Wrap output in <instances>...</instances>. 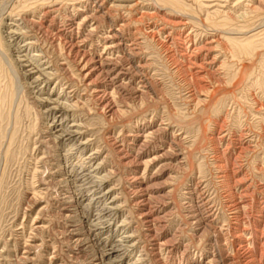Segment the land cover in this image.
Returning a JSON list of instances; mask_svg holds the SVG:
<instances>
[{"label": "rangeland", "instance_id": "374dc122", "mask_svg": "<svg viewBox=\"0 0 264 264\" xmlns=\"http://www.w3.org/2000/svg\"><path fill=\"white\" fill-rule=\"evenodd\" d=\"M59 1L0 0V264H258L264 0Z\"/></svg>", "mask_w": 264, "mask_h": 264}, {"label": "bare ground", "instance_id": "6f19581e", "mask_svg": "<svg viewBox=\"0 0 264 264\" xmlns=\"http://www.w3.org/2000/svg\"><path fill=\"white\" fill-rule=\"evenodd\" d=\"M40 2V8H41V11H45V9H46V11H47V9L51 6H53L54 4L53 3H55V2H58L59 0H39ZM61 1V0H60ZM59 1V2H60ZM63 1V0H62ZM78 0H69V3H74L75 4V2H77ZM194 1V0H193ZM195 1H200V0H195ZM218 1H220V0H210V2H209V0H207V2H200L201 3V7L202 8H204L207 12H208V16L204 19L205 21H208L209 19H210V16L211 15H216V14H218L220 11L218 10L219 9V5H218ZM225 1V0H224ZM244 1H251V0H244ZM137 2V1H136ZM156 2H157V4L160 6V7H166V8H169L170 9V11L171 10H174V9H176V7L178 8V7H181L182 8V6H187L185 3H184V1L183 0H156ZM213 2H215L214 4H212ZM239 2V1H238ZM237 2V3H238ZM63 3V2H62ZM93 3H95V2H93ZM138 3V2H137ZM149 3V2H148ZM147 3V4H148ZM169 3H171L172 5H174L175 6V8L173 9L172 7H170L171 5L169 4ZM245 3V2H244ZM53 4V5H52ZM61 4V3H60ZM73 4V6H75ZM139 4V3H138ZM144 4V3H143ZM141 5V4H140ZM170 5V6H169ZM252 5V4H251ZM251 5H249L250 7L249 8H247V9H245L244 11H241L240 13H238L237 15H236V19L238 20V22H241V23H243L244 24V27H246V28H248L246 31H243V32H241L242 34H241V38H239L241 41H243V40H248L250 43H252L253 42V40H255V39H257L258 37H259V35H261V33L264 31V28H259V26H257V25H254L253 23H250L251 22V20H252V18H254L255 16H258V12H257V7L256 6H251ZM110 6V5H109ZM134 6H136V5H134ZM149 6V5H148ZM80 7V6H79ZM222 7V6H221ZM53 8V7H52ZM85 8V7H84ZM96 8H98V7H96ZM126 8V7H125ZM153 8V7H152ZM157 8V7H156ZM42 9H44V10H42ZM79 9V8H78ZM77 9V10H78ZM93 9V8H92ZM100 9V8H99ZM124 9V8H123ZM132 9V8H131ZM135 9V8H134ZM180 9V8H179ZM129 10V9H128ZM182 10V9H181ZM180 10V11H181ZM34 11V10H33ZM60 11V10H59ZM78 11H81V10H78ZM87 11V10H86ZM93 11H99V10H93ZM127 11V10H126ZM156 11V10H155ZM176 11H177V9H176ZM84 12V11H83ZM128 12H130V10L128 11ZM105 13V12H104ZM159 11L157 12V15H156V17H158V15H159ZM39 14V13H38ZM148 14V13H147ZM146 14V15H147ZM154 13H152V15H153ZM91 15V14H90ZM109 15V14H108ZM132 15V14H131ZM150 14H148L147 16H149ZM151 15V16H152ZM92 16H94V14L92 15ZM105 16V15H104ZM155 16V15H154ZM85 17H86V15H83V18L80 20V21H83V19H85ZM89 17V16H88ZM132 17V16H131ZM142 17H143V13H142ZM87 18V17H86ZM90 18V17H89ZM93 17H91V19H92ZM134 18V17H133ZM139 18V17H138ZM197 18V17H196ZM224 18H226V17H224ZM135 19V18H134ZM161 19V21H162V23L163 24H165V25H172V26H174V24H175V22L172 20V18H170V17H168V19L167 18H160ZM92 20H94V18L92 19ZM129 20V19H128ZM131 20V19H130ZM133 20V19H132ZM136 20V19H135ZM139 20V19H138ZM222 20V19H221ZM225 20V19H224ZM72 21V20H71ZM122 21V20H121ZM137 21V20H136ZM141 21V20H140ZM160 21V22H161ZM123 22V21H122ZM127 22V21H126ZM125 22V23H126ZM129 22V21H128ZM127 22V24H129ZM139 22V21H138ZM179 22V21H178ZM181 22V21H180ZM91 23V22H90ZM125 23L123 24L124 25V27L126 26L125 25ZM140 23H142V22H140ZM226 23V22H225ZM261 23V22H260ZM179 24V23H178ZM214 24H216V23H214ZM221 24V23H220ZM220 24H218V25H220ZM90 26H91V24H89ZM120 25V24H119ZM122 25V24H121ZM176 25H177V23H176ZM77 26V25H76ZM97 26V25H96ZM112 26V25H111ZM169 26V27H170ZM171 26V27H172ZM221 26V25H220ZM47 27V26H46ZM252 27V28H251ZM91 28V27H90ZM95 28V27H94ZM114 28V27H113ZM121 28V27H120ZM162 28V27H161ZM80 29V28H79ZM111 29V28H110ZM109 29V30H110ZM117 29V28H116ZM58 30V29H57ZM74 30H75V28H74ZM96 30V29H95ZM108 30V31H109ZM113 30V29H112ZM118 30H120L119 28H118ZM94 31V30H93ZM92 31V32H93ZM152 31V30H151ZM157 31V30H156ZM172 31V30H171ZM222 31V30H221ZM220 31V32H221ZM57 32V31H56ZM78 32V31H77ZM76 32V33H77ZM91 32V31H90ZM95 32V31H94ZM144 32V31H143ZM142 32V33H143ZM150 32V31H149ZM155 32V31H154ZM106 33H108V32H106ZM112 33V32H111ZM110 33V34H111ZM148 33V32H147ZM249 33V34H248ZM55 34V33H54ZM71 34V33H70ZM93 34V33H92ZM115 34V33H114ZM114 34H111V36L112 35H114ZM120 34H122V33H119V35ZM160 34V33H159ZM53 35V34H52ZM73 35V34H72ZM71 35V36H72ZM78 35V34H77ZM80 35V34H79ZM154 35V34H153ZM247 35V36H246ZM14 36V35H13ZM12 36V37H13ZM90 36V35H89ZM111 36H108V38L109 37H111ZM116 36V35H115ZM147 36V35H146ZM244 36V37H243ZM246 36V37H245ZM57 37V36H56ZM59 37H60V35H59ZM58 37V38H59ZM65 37V36H64ZM105 37H107V35L105 36ZM243 37V38H242ZM76 37H74V39H75ZM84 38H85V36H84ZM102 38V37H101ZM113 38V37H112ZM115 38V37H114ZM118 38H120L119 36H118ZM150 38H151V36H150ZM154 38V37H153ZM158 38V37H157ZM174 38V37H173ZM223 38H226L225 36L223 37ZM83 39V38H82ZM87 39V38H86ZM103 39V38H102ZM111 39V38H110ZM56 40V39H55ZM60 40V39H59ZM75 40H77V39H75ZM84 40V39H83ZM122 40V39H121ZM28 41H30V40H28ZM61 41V40H60ZM59 41V42H60ZM64 41V40H63ZM104 41V40H103ZM113 40H111V41H109L108 39H106V41H104V43H103V46H104V49L106 50V51H108V50H110L111 49V44L113 43L112 42ZM183 41V40H182ZM55 42V41H54ZM65 42V41H64ZM68 43H69V41H67ZM78 42V41H77ZM181 42V41H180ZM209 42V41H208ZM211 42V41H210ZM62 43V42H61ZM108 43H110V44H108ZM121 43V42H120ZM65 44H67L66 42L63 44V45H65ZM79 44V43H78ZM118 44V43H117ZM184 44H185V42H184ZM206 44V43H205ZM32 45V44H31ZM62 45V44H61ZM72 45V44H71ZM74 45V44H73ZM75 45H76V43H75ZM211 45V44H210ZM209 45V46H210ZM77 46V45H76ZM84 46V45H83ZM208 46V47H209ZM222 46V45H221ZM70 48L69 49H71V48H73V46H69ZM113 47V46H112ZM118 47V46H117ZM176 48V47H175ZM184 48V47H183ZM185 48H187L186 46H185ZM198 48V47H197ZM21 49V48H20ZM66 49V48H65ZM68 49V50H69ZM74 49V48H73ZM120 49V48H119ZM206 49H208V51H210V48H206ZM67 50V49H66ZM72 50V49H71ZM82 50H83V48H82ZM98 50V49H97ZM101 50H103V48L101 49ZM124 50V49H123ZM131 50H132V48H131ZM76 51V50H75ZM104 51V50H103ZM127 51H129V50H127ZM73 52V51H72ZM71 52V53H72ZM80 52H81V50H80ZM85 52V51H84ZM87 52V51H86ZM89 52V51H88ZM94 52H96V51H94ZM109 52V51H108ZM114 52H115V50H114ZM184 52V51H183ZM182 52V53H183ZM195 52H197V51H195ZM67 53H68V51H67ZM74 53V52H73ZM78 53V52H77ZM103 53V52H102ZM101 53V54H102ZM127 53V52H126ZM130 53V52H129ZM181 53V54H182ZM189 53V52H188ZM69 54V53H68ZM81 54V53H80ZM80 54H77V55H80ZM83 54V53H82ZM98 54V53H97ZM179 54V53H178ZM196 54V53H195ZM75 55V54H74ZM85 55V54H84ZM112 55V54H111ZM189 55V54H188ZM40 56V55H39ZM82 56V55H81ZM88 56V55H87ZM86 56V57H87ZM182 56V55H181ZM191 56H193V55H191ZM204 56V55H203ZM206 56V55H205ZM85 57V56H84ZM110 57H112V56H110ZM124 57V56H123ZM185 57V56H184ZM70 58H72V57H70ZM100 58V57H99ZM105 58H107V57H105ZM65 59V58H64ZM68 59V58H67ZM74 59V58H73ZM91 59V58H90ZM101 59H102V57H101ZM108 59V58H107ZM107 59H105V60H107ZM76 60V59H75ZM103 60H104V58H103ZM112 60V59H111ZM91 61V60H90ZM109 61V60H108ZM66 62V61H65ZM72 62V61H71ZM75 62H77V67H79V69L80 70H82V71H84V70H86L88 67V61L86 60H84V58H78V61H75ZM74 61H73V63H75ZM94 62V61H93ZM188 62V61H187ZM190 62V61H189ZM61 63V62H60ZM64 63V62H63ZM62 63V64H63ZM69 63V62H68ZM91 63V62H90ZM97 63V62H96ZM102 63V62H101ZM103 63H105V61L103 62ZM109 63V62H108ZM65 64V63H64ZM76 64V63H75ZM115 64V63H114ZM136 64V63H135ZM190 64V63H189ZM201 64V63H200ZM37 65V64H36ZM58 65V64H57ZM100 65V64H99ZM99 65H98V67H99ZM104 65V64H103ZM39 66V65H38ZM74 66V65H73ZM72 66V67H73ZM96 66V65H95ZM101 66V65H100ZM138 66V65H137ZM67 67V66H66ZM90 67V66H89ZM190 67V66H189ZM37 68V67H36ZM39 68V67H38ZM112 68V67H111ZM41 69V68H40ZM59 69V68H58ZM61 69V68H60ZM90 69V68H89ZM95 69V68H94ZM104 69V68H103ZM106 69V68H105ZM38 70V69H37ZM41 70H43V69H41ZM53 70V69H52ZM76 70V69H75ZM91 70H93V68L91 69ZM91 70H90V72H91ZM101 70V69H100ZM110 70V69H109ZM108 70V71H109ZM187 70V69H186ZM200 70V69H199ZM244 70V69H243ZM45 71V70H44ZM82 71H81V73H82ZM88 71V70H87ZM102 71V70H101ZM104 71V70H103ZM110 71H112V70H110ZM109 71V72H110ZM31 72H32V70H31ZM49 72V71H48ZM53 72H55V71H53ZM94 72V71H93ZM107 72V71H106ZM246 72V71H245ZM88 73H89V71H88ZM87 73V74H88ZM108 73V72H107ZM243 73V72H242ZM27 74V73H26ZM47 74V73H46ZM87 74L84 76V77H86L87 76ZM48 75H51L50 73L48 74ZM92 75V74H91ZM243 75V74H242ZM241 75V76H242ZM55 76V75H54ZM240 76V77H241ZM245 76H246V74H245ZM72 77V76H71ZM83 77V76H82ZM84 77H83V79H84ZM195 78V77H194ZM114 79V78H113ZM196 79V78H195ZM219 79V78H218ZM242 79H243V77H242ZM244 79H245V77H244ZM243 79V80H244ZM43 80H44V78H43ZM217 80V79H216ZM85 81V80H84ZM218 81V80H217ZM216 81V82H217ZM59 82V81H58ZM94 82V81H93ZM203 82V81H202ZM86 83V82H85ZM198 84V88H200V93L201 92H203V93H205V94H207V96H208V94L210 93L211 94V97H212V94H214L215 95V93L217 92V90L220 88H213L212 86V88H210V84L208 85V84H206V83H199V82H197ZM217 83H219V82H217ZM88 84H90V82L88 83ZM88 84H86L85 86H87ZM92 84V83H91ZM90 84V85H91ZM95 84V83H94ZM195 84V83H194ZM71 87V86H70ZM91 87V86H90ZM88 88V87H87ZM97 88V87H96ZM102 88V87H101ZM113 88V87H112ZM193 89V88H192ZM212 89V90H211ZM221 89V88H220ZM96 90V89H95ZM102 90H104V89H102ZM225 90V89H224ZM221 91V90H220ZM229 91H231V90H229ZM95 92H97V91H95ZM99 92H100V90H99ZM225 92V91H224ZM227 92V91H226ZM65 93V92H64ZM103 93V92H102ZM141 93V92H140ZM221 93V92H220ZM223 93V92H222ZM228 93H230V92H228ZM227 93V94H228ZM113 94H114V90H113ZM118 94V93H117ZM202 94V93H201ZM101 95V94H100ZM59 96V95H58ZM57 96V97H58ZM197 96V95H196ZM205 96V95H204ZM99 97V96H98ZM102 97V96H101ZM194 97V96H193ZM198 97V96H197ZM206 97V96H205ZM209 97V96H208ZM59 98V97H58ZM61 98V97H60ZM62 98H63V96H62ZM65 98V97H64ZM207 98V97H206ZM43 99V98H42ZM47 99H49V98H47ZM65 99H67V98H65ZM199 99V98H198ZM197 99V100H198ZM46 100V99H45ZM44 100V101H45ZM51 101V100H50ZM49 101V102H50ZM56 101V100H55ZM99 101V100H98ZM101 101V100H100ZM60 102V101H59ZM56 103H58V102H56ZM56 105V104H55ZM61 106H62V104H61ZM105 106H106V104H105ZM54 107V106H53ZM57 107V106H56ZM108 108V107H107ZM112 107H109V109H111ZM114 108V107H113ZM64 109V108H63ZM258 109V108H257ZM62 111V110H61ZM120 111V110H119ZM63 112V111H62ZM113 112V111H112ZM117 112V111H116ZM113 114V113H112ZM62 120V119H61ZM62 122V121H61ZM71 124H73V123H71ZM75 125V124H74ZM78 125V124H77ZM222 125V124H221ZM65 126V125H64ZM68 126V125H67ZM82 126V125H81ZM72 127V126H71ZM68 128V127H67ZM218 128V127H217ZM219 128H220V126H219ZM218 128V130H220ZM222 130V129H221ZM66 131V130H65ZM69 131V130H68ZM80 131V130H79ZM83 132V131H82ZM219 132V131H218ZM63 133V132H62ZM61 133V134H62ZM68 133V132H67ZM72 133V132H71ZM75 133V132H74ZM154 133V132H153ZM221 133V132H220ZM60 134V135H61ZM147 134V133H146ZM51 135V134H50ZM60 135H59V137H60ZM70 135V134H69ZM224 135V134H223ZM57 136V135H56ZM73 136V135H72ZM145 136V135H144ZM147 136V135H146ZM150 136V135H149ZM78 137V136H77ZM239 138H240V136H239ZM52 139H54V138H52ZM217 139V138H216ZM69 140V139H68ZM146 140V139H145ZM58 141V140H57ZM81 143H83V142H81ZM84 143H86V142H84ZM80 145V144H79ZM145 147V146H144ZM222 151V150H221ZM239 152V151H238ZM96 155V154H95ZM144 155V154H143ZM128 156V155H127ZM92 157H94V156H91V158ZM154 157H156V156H154ZM158 157V156H157ZM156 157V158H157ZM148 159V158H147ZM151 159H154V158H151ZM140 160V159H139ZM149 160V159H148ZM144 161H147V160H144ZM152 161V160H151ZM145 163V162H144ZM140 164V163H139ZM142 164V163H141ZM150 164V163H149ZM152 164V163H151ZM233 164V163H232ZM85 165V164H84ZM144 165V164H143ZM147 165V164H146ZM219 166V165H218ZM217 166V167H218ZM100 167V166H99ZM147 167H149V165H147ZM96 168V167H95ZM144 168H146V167H144ZM68 169V168H67ZM66 169V170H67ZM69 170V169H68ZM72 170V169H71ZM92 170V169H91ZM95 170V169H94ZM97 170V169H96ZM73 172V171H72ZM68 173V172H67ZM78 173H80V172H78ZM76 174V173H75ZM74 174V175H75ZM65 175V174H64ZM68 175V174H67ZM77 175V174H76ZM81 176V175H80ZM82 176H84V175H82ZM94 176V175H93ZM64 178V177H63ZM65 178H66V176H65ZM74 179V178H73ZM80 179V178H79ZM81 179H82V177H81ZM85 179V178H84ZM83 179V180H84ZM63 180V179H62ZM72 180V179H71ZM74 180H76V178L74 179ZM78 180V179H77ZM73 181V180H72ZM63 182H66L65 180L63 181ZM75 182V181H74ZM73 182V183H74ZM84 183V182H83ZM81 184V183H80ZM234 186V185H233ZM75 187H77V186H75ZM244 189V188H243ZM249 189V188H248ZM248 189H246L247 191H248ZM245 190V189H244ZM74 192V191H73ZM82 192V191H81ZM248 193V192H247ZM98 194V193H97ZM244 194V193H243ZM246 194V193H245ZM251 194V193H250ZM264 195V194H263ZM100 196V195H99ZM246 196V195H245ZM249 196V195H248ZM240 197V196H239ZM238 197V198H239ZM242 198H243V196H241ZM71 198V197H70ZM80 198V197H79ZM254 198V197H253ZM241 199V198H240ZM253 200V199H252ZM261 200V199H260ZM80 201V200H79ZM90 201V200H89ZM113 201V200H112ZM239 201V200H238ZM242 201V200H241ZM246 201V200H245ZM244 200H243V202H245ZM259 201V200H258ZM250 202V201H249ZM248 202V203H249ZM261 202V201H260ZM238 203V202H237ZM241 203V202H240ZM239 204V203H238ZM246 204V203H245ZM233 205V204H232ZM258 205V204H257ZM239 206V205H238ZM245 206V205H244ZM252 206V205H251ZM250 207V206H249ZM260 207V206H259ZM257 209H259L258 208V206L256 207ZM243 209V208H242ZM244 210V209H243ZM238 211H241V210H238ZM257 211V210H256ZM235 213V212H234ZM240 212H238V214H239ZM242 213H243V211H242ZM144 215H145V213H144ZM261 215V214H260ZM259 215V216H260ZM264 216V215H263ZM262 216V217H263ZM232 217V216H231ZM243 217V216H242ZM110 218V217H109ZM245 218V217H244ZM237 220H239V219H237ZM262 220H264V219H262ZM100 221V220H99ZM104 221V220H103ZM228 221V220H227ZM146 222V221H145ZM262 222H264V221H262ZM103 223V222H102ZM252 223V222H251ZM246 224V223H245ZM262 223H261V221L260 220H258V221H256V224H255V234H254V240H256L255 242L256 243H260V241H262L263 239H264V232L260 229V225H261ZM109 225V224H108ZM263 225V224H262ZM95 226H97V225H95ZM264 226V225H263ZM245 227V226H244ZM247 227V226H246ZM235 228V227H234ZM262 228V227H261ZM229 229V228H228ZM227 229V230H228ZM236 229V228H235ZM263 229V228H262ZM96 230V229H95ZM226 230V231H227ZM232 230V229H231ZM246 230V229H245ZM264 230V229H263ZM226 231H224V233L226 232ZM244 231V230H243ZM97 232V231H96ZM202 232V231H201ZM231 233V232H230ZM249 233V232H248ZM98 234V233H97ZM96 234V235H97ZM100 234V233H99ZM245 234H246V232H245ZM250 234V233H249ZM225 235V234H224ZM236 235V234H235ZM234 235V236H235ZM238 235H240V234H238ZM110 236V235H109ZM250 236H251V234H250ZM253 236V235H252ZM129 237V236H128ZM240 237V236H239ZM249 237V236H248ZM242 238H244V235H243V237ZM233 239V238H232ZM130 240V239H129ZM237 240V239H236ZM243 240V239H242ZM253 240V241H254ZM237 241H239V240H237ZM100 243V242H99ZM157 243V242H156ZM163 243H165V242H163ZM226 243V242H225ZM250 243H251V241H250ZM262 243V242H261ZM121 244V243H120ZM228 244V243H227ZM254 244V243H253ZM105 245V244H104ZM170 245V244H169ZM246 245V244H245ZM251 245V244H250ZM243 246V245H242ZM258 245H256V247H257ZM263 246H264V244H263ZM157 247H159V246H157ZM227 247V246H226ZM232 247V246H231ZM231 247H229V248H231ZM246 247H248V246H246ZM253 247H254V245H253ZM260 247H261V245H260ZM173 248V247H172ZM250 248V247H249ZM249 248H247V249H249ZM262 248V247H261ZM261 248H258V250H259V258H258V264H264V252H263V250L261 249ZM110 249V248H109ZM171 249V248H170ZM220 247L218 248V251L220 252ZM100 250V249H99ZM102 250V249H101ZM114 250H115V248H114ZM254 250V249H253ZM256 250V249H255ZM158 251V250H157ZM171 251V250H170ZM169 251V252H170ZM232 251V250H231ZM246 251V250H245ZM101 252V251H100ZM106 252V251H105ZM168 252V253H169ZM110 253V252H109ZM162 253H163V251H162ZM255 253V252H254ZM253 253V254H254ZM104 254V253H103ZM106 254V253H105ZM250 254H252V253H250ZM249 254V255H250ZM232 255V254H231ZM222 256H224V255H222ZM248 256V255H247ZM254 256H256V255H254ZM254 256H253V258H254ZM97 257V256H96ZM209 257H211V256H209ZM226 257V256H225ZM98 258V257H97ZM221 258V257H220ZM224 258V257H223ZM222 258V259H223ZM228 258V257H227ZM252 257H250L249 259H251ZM252 258V259H253ZM117 259V258H116ZM115 259V260H116ZM255 259V258H254ZM253 259V261L252 262H254L255 260ZM207 260V259H206ZM213 260L214 261H216L214 258H213ZM224 260V259H223ZM114 261V260H113ZM212 261V260H211ZM227 261V260H226ZM218 262H220V261H218ZM249 262H250V260H249ZM100 263H101V261H100ZM107 263V262H106ZM115 263V262H114ZM208 263V262H207ZM223 263V262H222ZM230 263H231V261H230ZM94 264H96V263H94ZM103 264H105V263H103ZM109 264V263H108ZM112 264V263H111ZM248 264V263H247Z\"/></svg>", "mask_w": 264, "mask_h": 264}]
</instances>
